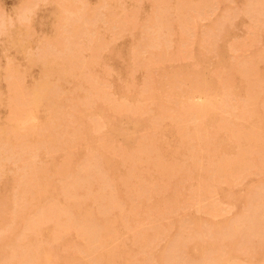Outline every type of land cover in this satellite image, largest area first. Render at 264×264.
<instances>
[{"label":"bare ground","instance_id":"1","mask_svg":"<svg viewBox=\"0 0 264 264\" xmlns=\"http://www.w3.org/2000/svg\"><path fill=\"white\" fill-rule=\"evenodd\" d=\"M27 1L29 2L30 0ZM99 1L100 6H98L103 7L101 9L104 10V7L108 5L105 6L106 0ZM147 1L150 2L149 6L151 5L150 12H148L152 15L150 17L149 13H147L149 15V18L146 16L148 21L143 17V20L146 21L144 22L145 25H142L143 20L141 23L140 20L137 22L138 16H135L139 15V11L137 14L135 13L134 17V14L129 16L133 10L136 11V8L131 9L132 12L127 10L129 15L126 14V18L129 16L131 20L135 19L137 22L135 24L138 25L140 23L144 27L147 26L141 28L142 26L140 25L139 27L141 28L140 31L142 30L141 34L147 38V43L144 46V52L145 54L147 53V57H142L143 53L140 56L141 53L137 52L138 49H135V44L133 47L130 46V49L134 48L136 51L130 50L131 53H128L127 57L137 61L135 64L133 61L134 66H132L135 69H131V71L136 70L135 72L137 73V69L140 67L143 70L145 69V74L151 73V69L154 70L155 67L163 66L165 61L169 62L171 60L170 62H172L176 56H178L176 61L179 56H184L185 58L188 57V59L189 57L190 59L194 58L193 61L195 63L192 61L194 65L191 63L192 66L190 65V67H177L176 70L169 69L173 71L163 70V72L161 71L162 73L160 72L161 74H158L159 76H156V78L161 77L159 80L153 78L157 71H153L151 77L146 74V79H141L143 82L142 89L137 90L139 91L137 93L138 96L142 97L141 101L134 99L130 93L124 95L128 100L126 104L119 99L112 98L107 91L109 89L107 86L110 83L109 81L107 83L106 79L98 80L95 76L94 78L96 79H94L93 75L87 76L88 71H90L87 69L88 63L90 64V62L100 58L99 56L105 50L99 54L97 40L87 31L88 28L89 30L92 28L95 30L97 26L94 27L93 23L96 25L97 19L94 17L98 16H94L93 12L89 10L88 4L83 5L85 8L80 7L81 9L83 8V11L79 8L82 3H79L76 10H72L70 7L71 9H66L67 14L65 16L57 19L60 26H57L58 29L55 28L56 32H65L61 38L59 37L60 40L58 36H53L57 37L56 44L59 45V48L61 47V51L57 50L55 52L53 50L54 45L51 44L53 39L49 35L47 37L49 36L48 38L51 40H48V38L46 40L50 41V43L48 42L47 46L37 48L39 58L35 60V64L41 68V75L49 76L48 79H37V81L25 85L23 80L25 71L23 70V73L19 71L15 63L12 66L13 63H10L12 56L10 59L6 57L7 55L4 56V59L8 58L10 60L7 59L9 63L5 68L3 67L4 69L2 68V71H4L2 80H4L6 85L5 103L8 106L7 109L10 110V115L8 113V118H2L7 120L0 126V188L3 186V176L5 171H7L5 170L6 162L11 161L12 164L17 166V169L13 170V174L8 172L10 176H6V180L11 181L13 190L11 191L10 189L11 194L8 198H4L5 195L0 203V228L2 226L7 228V233L0 237V264H230V262H235L237 258L239 259L246 251L251 254L259 253V256H264V179L258 181L254 188H248L246 194L242 195V197L234 199L235 203L240 201L243 203L242 206H244V211L241 210L243 211L241 215L239 211L240 213L238 212L239 216L237 217L227 218L224 221L222 220V222L210 221L197 216H191L187 220L172 218V214L176 211L175 207L177 204L179 206V199L182 203V200L186 199L187 196L207 197L212 193L216 196L222 195L227 199L232 193L229 188L222 187L221 184L223 183L226 186L227 183L235 181L234 179L230 181V179H232V175L236 170L245 173L244 176H248L249 173L251 176H259L257 173L259 167L264 171V131H262L264 108H261V99L259 103L261 110L255 108L257 107L255 105L256 100L259 95L264 93L262 84L264 81H262V77H256L254 68L255 63L264 61V51L258 50L257 45H255L256 43L259 45L260 40L259 42L255 41L254 45L252 44L254 43L252 41L256 40L255 38L258 37L259 33L264 38V29H261L262 31L259 30L261 25L264 28V0L249 1V10H246L249 14L245 13L248 15V18L246 17L247 20L253 18L254 22L250 20L251 24H257L258 22V28H255L256 25L252 26V28L258 29L257 31L253 30V32H256L257 37L255 33L252 36V31L248 30L251 29L249 27L250 24L246 26L244 23V26L242 23L248 32L251 31L248 35L251 34L253 38L251 43H249L250 41L248 40H250L251 36L249 38L247 35L248 39L246 40L251 45H249L251 48L247 46L248 50L251 51L252 46L256 50V56L254 54L255 51L254 53L251 51L254 57L250 53L247 59H251V56L254 59L257 57L259 62L257 60L255 62L254 59H251L252 61L245 59L247 61L244 60L241 63H238L233 56L236 62L231 57L229 60L232 61L229 62L224 55L223 42L226 37V32H224L226 29L221 30V32L219 28L221 26L225 27L226 19L223 22V19H221V23L225 22L224 25H221L218 20L219 23H216L219 25H215V19L209 28L210 30H206L208 32H205L206 28L204 25H202L204 31L201 30L200 34H194V30L191 32V29H189L194 27L191 19L193 18L192 16H195V11H202V14L197 12L196 17H198V14L199 16L202 15L200 17L206 21V18H204L206 10L215 5V8H211V10H215H210L211 13H207L208 15L210 14L208 20L211 18L213 11L217 10L215 0L213 2L214 5H212L213 0H199L198 2L195 0V4L192 3V0ZM69 2L70 5H77V3L74 4L75 0L74 2L73 0ZM71 2L73 3L71 4ZM136 2L134 3H139L140 5V2ZM232 2L233 0L231 2L229 0L227 3L231 4ZM220 3L222 4V2ZM22 4L18 3V5ZM139 5L137 6L139 7ZM245 5H248V1H246ZM62 6L65 5L62 4ZM87 6L88 10H86ZM110 6L109 8H112ZM23 8L25 11L22 10L23 12L18 16L19 20L17 22L23 24L21 29L26 31V34L31 37L32 35L27 33L31 29L28 26L30 22L26 23L30 17L27 13L28 7L26 5ZM31 8L35 9V7ZM117 8L123 12L126 10L122 9L125 8L124 5L121 8L118 5ZM140 8L139 10H142ZM228 8L227 5L228 14L232 10L233 13L237 11H235L237 9L236 6L232 10ZM35 10L31 9L30 11L33 14ZM192 11L193 15H191ZM240 12L244 13L242 10ZM229 16L226 17L227 21L230 19L234 20V17L238 18L234 14H232V18H229ZM218 18H222V16ZM8 20L11 23L12 19L9 18ZM79 20L85 21L84 24L80 21L83 24L82 28L80 27L81 24L77 22ZM195 20L197 21V18ZM9 21L7 22L8 25H10ZM116 21H114L115 24L121 20ZM134 22L133 26L127 22L129 24L127 26H132L129 29L133 31L137 27ZM2 23L0 24V33L5 32L6 28ZM120 23L117 24L118 27ZM228 24L229 22L226 25L229 26ZM127 26L125 25L126 28H128ZM231 26L234 25L230 23V26L226 28ZM27 27H29L28 30ZM118 27L116 28L117 30H119ZM174 30L180 33L175 43L172 40V36L175 33L173 32ZM119 31L122 32L124 30L121 29ZM115 32L117 33L118 31ZM118 33L114 34V36L119 37L118 40L122 36L124 37L123 33L120 34L122 36H117ZM141 34L139 32L138 37ZM27 35H25L26 39L28 38ZM131 36L130 39L132 40L133 37L131 38ZM116 37L113 38L117 41ZM242 37L247 38L246 36ZM237 40V38H234L235 42ZM42 41L43 43L45 42L44 36ZM65 41L69 42L67 47L64 46ZM22 42L25 41L22 40ZM172 43H174L173 45L176 44L173 50ZM236 43L239 47L238 44H244V41L243 43ZM248 43H245V45H248ZM50 44L53 46H49ZM188 44L189 46H196V49L193 51ZM230 45L231 42L228 46ZM13 46L16 47V44H12V48ZM230 47H233L232 50L235 49L234 46ZM110 50L111 48L108 53L111 52ZM238 50L241 51L240 48ZM84 52H89L87 55H90V60H88L89 56H82ZM117 52L115 55H117ZM104 53H107V51ZM257 54H259V57ZM210 56L213 58H210ZM208 57L214 60L211 63L213 66L212 71H208L206 67L202 66L203 61L207 60ZM85 58L88 59L86 60ZM118 59L120 60L121 57ZM181 60L183 61V59ZM173 62L175 63V61ZM95 63L97 62L95 61ZM208 63H210L209 60ZM170 64L168 65L169 68ZM91 68L94 69L93 67ZM109 70H111V67ZM113 71L111 70V72ZM127 72L129 73L128 69ZM129 75L134 76L132 72ZM54 77L58 78L57 82H53L52 78ZM68 79H73L75 83L71 86L72 88L70 87V89L65 91L63 82H67ZM133 79L130 81L133 82ZM236 79H238V83L240 81V83L244 84V105L239 106L240 110L235 113V118L232 117L234 118L232 122L227 121V117L226 119L224 118L225 120L220 118L221 120L216 125V128H212L213 125L211 126L214 131L209 132L204 122L212 113L218 110L230 113L227 109L229 105L230 107L233 105V103H230L232 99L228 98L226 100L227 97L224 96L226 97L224 100L223 94L227 92L226 90L231 89L230 83L235 82ZM186 81L191 83V90H184V93L187 92V96H192L191 98L194 102L191 98V101L187 100V97V104L181 112L176 114H171L169 111L164 112V109L159 111L160 107L157 106L159 108L155 110L159 111L160 114L158 112V117L157 115L152 116L151 111L153 110L148 107H152L155 103L150 106L145 104L146 101L148 103L157 101L158 90L165 95L173 94L174 98L175 90H179L177 88L180 85L182 89L181 83ZM68 83L66 85H70L72 82ZM126 83L129 84L130 82ZM216 83H221L225 86L229 84V87L227 86L224 92V85L223 88L222 86L218 87L222 89L220 91L222 92V100H220L221 97L219 99L220 104L216 102L215 97L218 90ZM131 84L128 86L132 91L133 86L136 84L134 82L133 85ZM253 84L257 86H253ZM180 92L183 93V91ZM230 92L228 90V93ZM194 96H197V100L194 99ZM198 96L205 98L204 101L202 100L203 98L199 99ZM228 96L230 97V94ZM261 96L264 97V94ZM165 98L167 99L168 97L166 96ZM166 103L169 104L171 102L167 101ZM6 105L4 106L7 107ZM233 106L236 105L234 104ZM231 114L233 115V113ZM5 116L7 117V115ZM155 116L156 118H154ZM30 118L33 121H30ZM122 118L127 121L125 126L119 123ZM193 118L198 120L194 125L181 122V120ZM165 122H168L167 125L177 139L176 147L175 145L173 147L176 149L172 150L171 153L175 157L171 156L172 159L174 158L175 160H169V162L160 153L162 149L160 150L156 141L158 140L160 144V139L155 137V133L162 130L161 126ZM140 124H146V131L148 130V132H145L146 135L137 134ZM147 124H150V126ZM102 127L106 129V133L99 132ZM208 127L210 128V126ZM221 132L224 134H221ZM161 136L163 138L164 135L161 134ZM130 139L133 140L131 143L129 142ZM166 143L168 144V142ZM167 144L166 146H169ZM163 145L165 146V143ZM87 148H91L95 153L88 152ZM44 152H47L49 156L59 152L61 159L59 158L60 161L56 162L53 157L49 163L43 164L45 162L41 163L40 160L45 157L48 158L47 155L43 154ZM41 154L45 157L39 158ZM37 157L40 160L36 161ZM113 158L120 159L121 163L118 166L112 164ZM75 159L80 161L81 165H78L74 161ZM6 166L8 167V164ZM253 171H255L254 174ZM246 172L248 173L246 174ZM158 175L162 176L161 180L164 175L165 180L163 179V182L160 181L156 187L154 182ZM192 179H196V182L193 184L189 183L190 185L183 187L185 180L191 182ZM182 187L185 189L186 194H183ZM157 195H161V208L156 211V207L159 205L155 203L158 206L155 204V206H149L148 202L152 201L153 197ZM231 197L233 199V196ZM217 202L219 203L220 200L212 201L207 206L201 207L204 211L197 209L194 212L202 211L206 214V211V216L209 213L210 217L219 218L218 216L224 211L221 210L223 208L219 207L221 203L219 205ZM229 207L227 208L229 211L226 213L224 209L225 212L223 214H229L230 209L234 208L233 204L232 208ZM145 211H149L146 216L143 213ZM150 213L152 214L150 215ZM141 216L147 220V225L150 224L149 227L142 226L143 219ZM168 219L170 220L169 222L165 221ZM162 221L167 223H162ZM171 228L174 231L169 235L168 239L162 245H156L155 242L159 238L157 235L161 234L162 230H169L170 233ZM166 251H169V254L165 253ZM83 254L86 255V259L83 258Z\"/></svg>","mask_w":264,"mask_h":264},{"label":"rangeland","instance_id":"2","mask_svg":"<svg viewBox=\"0 0 264 264\" xmlns=\"http://www.w3.org/2000/svg\"><path fill=\"white\" fill-rule=\"evenodd\" d=\"M21 1H23V2H21ZM69 1H72V0H33V3H32V0H30L29 2L27 1L26 2V0H0V21H1V23L2 24H4L5 26H6V28H5V32H2V33H0V94L2 95V97H1V95H0V126H2L5 122H6V120H3L2 118H8V116L10 115V110L9 109H7L8 108V106L6 105V103H5V97H6V85H5V82H4V80H2L3 79V74H4V71H2V68L4 67L5 68V66H7V64L9 63V59L11 58V56H12V59L14 60H12L11 59V61H10V63H13L12 64V66H14L15 64H16V68L19 70V71H22V73L24 72L25 73V75H23V77H24V84L25 85H28V84H30L31 82H34V81H37V79H48L49 78V76H46V75H44V74H42L41 75V73H42V71H41V68L38 66V65H36L35 64V60L36 59H38L39 58V56H38V49L37 48H39V47H42V46H47V44H48V42L50 43V41H48V40H51V39H53L52 40V42H54V43H52L51 42V44H53L54 45V48H53V50L56 52L57 50L58 51H61L62 49H61V47L59 48L58 46L59 45H57L56 44V41L59 39V37L61 38L64 34H65V32H56V29H58L57 28V26H60L59 25V21H57V19H59V18H62L63 16H65L66 14H67V12H66V9H71L72 8V10L73 9H75L76 10V8L78 9V6H79V3H82L80 6H79V8L80 7H84L85 8V6H83L84 4L85 5H87L88 4V6H89V10L91 11V12H93V14H94V16L95 15H98V16H95L94 18H96L97 20V22H96V25H95V23H93L94 25V27L95 26H97V27H99V28H95V30H94V28H92V29H90L89 30V28H88V30L87 31H89V33L91 34V36L93 37V38H95L96 40H97V42H98V45H99V54L101 53V51H103L104 49V52H106L107 51V53L109 52L108 50L111 48V52L110 53H104V52H102L101 53V55L99 56L100 58H97V59H95L94 61H92V62H94V63H92V62H90V64L88 63V66L90 65L91 67H93L94 69H92L90 66H89V68H88V66H87V69H89L90 71H88L89 73H88V75H87V71L85 72L86 73V75L87 76H89V75H93V78H94V76L98 79V80H100V79H106L107 80V83H111V86H110V83H109V85L107 84V86L109 87V89H107V91L110 93V95L112 96V98H115V99H119L120 101H122L123 103H128V100L124 97V95L126 94V93H130L132 96H133V98L135 99H138V101H141V99H142V97L141 96H138V92L139 91H137V90H141L142 88V81H141V79L142 80H145L146 79V74H148V76L150 75V77H151V73L153 72V71H157V73L155 72V74L156 75H153V78L155 79L156 78V76L158 75V74H161L162 72H163V70H166V71H173V70H169V69H174V70H176L177 69V67H190V65H191V63H192V61L194 60V58H192V59H190V57H189V59H188V57H184V56H179V61L177 60L176 61V58H178V56H176L175 57V60H173V61H175V63L172 61V62H170L171 60H169V62L167 63L166 61L164 62V64H163V66L162 65H160V66H162V68H160L159 69V67L160 66H158V67H155V69L153 70V69H151V73H146L145 74V72H144V70L143 69H141L140 67H138V69H137V73L135 72V71H131V69H135V67L133 68V61H134V64H135V62H137L136 60H133V59H129L127 56H128V53H131V51H132V49L133 50H135L136 48L138 49L137 50V52H139V54H140V56H142V53L144 54L142 57H147L146 55H147V53L145 54V50H144V46H145V44L147 43V38L145 37V36H143L141 33V31H140V29L141 28H143L144 26H142L143 24L145 25V23L144 22H146L145 20H147V18H146V16L148 17L149 15H150V6H149V4H150V2L149 1H147V0H142V1H137V0H135V1H133V0H123L124 2H125V4H124V2L123 1H118V0H111V1H109V0H106L105 2H106V4H105V6L106 7H104V10L103 9H101V8H103V7H99L100 6V1L98 0H85V1H78V0H75V2H74V0H73V2H74V4L75 3H77V5L75 4V5H70V2ZM99 2V4H97V2ZM102 1V0H101ZM109 3H108V2ZM140 2V5H139V3L138 4H135L134 2ZM193 2L192 3H196V2H198L199 0H196V2H195V0H192ZM224 1H226V0H215V3H216V11H213L212 13L214 14H212V16H210L211 18H209V20H208V16L210 15H208L207 13L208 12H210V10H211V8H215L214 6V0L212 1V5H214L213 7H210V9L209 10H206V14L204 15V12H203V15H204V18H206V21H205V19L203 20V18L202 17H200V16H202V15H200L199 16V14H198V17H196L197 16V12L198 11H195L194 13V15L195 16H192L193 18L195 17V18H197V21L199 22H197L196 20H195V18L193 19H191V21H192V24H194V25H192V26H194V27H191V28H189V29H191L190 31L192 32L193 30V32H194V34H200L201 33V30H203L204 31V28H203V26L202 25H204V27L206 28L205 29V32H208L210 29V26L214 23V21H215V19H216V21H215V25H219V24H217L216 22H220L221 23V19H223L222 20V22L224 21V19H226V23H225V25H224V23H221V25L223 24L225 27L223 28L221 25V27H222V29H220L221 27L220 26H218V27H220L219 28V30L221 31H223V30H225L224 32H226L225 34H226V37H225V40H224V48H225V52H224V55L226 56V58L229 60L230 59V57L231 58H235V59H237V62L238 63H241V62H243L245 59H247L249 56H250V53L252 54V52L254 53V51H255V56H256V50H254V46H252L253 48H252V52L250 51V50H248V48L251 46L249 43H251V41L253 40V38H252V36L254 35L253 33H255V36H256V32L254 31L253 32V30H256L255 28H258V22H257V24H254V23H250L251 21L250 20H252V22H254L253 21V18L252 19H250V20H247V14H249V12H247L248 10H249V1H251V0H233V2L231 3V4H229V3H227L229 0H227L226 2H224ZM246 1H248V7L245 5V3H246ZM32 3V5H31V3ZM73 2H71V4L73 3ZM105 2H103V3H105ZM116 2V3H115ZM120 2V3H119ZM136 2V3H137ZM217 2H219V3H217ZM220 2H222V4L220 3ZM230 2H231V0H230ZM252 2V1H251ZM18 3L20 4H25V5H18ZM28 3H29V5H30V8H29V5H28ZM35 3H37V4H35ZM52 3V4H51ZM57 3V4H56ZM102 3V2H101ZM113 3H114V5H113ZM119 3V4H118ZM51 4V5H50ZM59 4V5H58ZM62 4L63 5H65V6H62ZM112 4V5H111ZM120 6V8L121 7H123V5L125 6V8H122L123 10L124 9H126V10H124L125 12H123L121 9L119 10V8H117L118 7V5ZM122 4V5H121ZM141 4H142V6H141ZM218 4H219V6H218ZM240 4H242V5H240ZM17 5V6H16ZM27 5V7H28V14L30 15V17H29V20L26 22L27 24H28V22H30L29 24H28V26L32 29H29V27H27V30L29 29L30 30V32H27L29 35H32L31 37L30 36H28L27 34H26V31H24L23 29H21V28H23V24L22 23H18L17 22V20H19V18H18V16L23 12V11H25V10H23L24 8L23 7H25ZM36 5V6H35ZM58 5V6H57ZM99 5V6H98ZM111 5V6H110ZM134 5H135V7H134ZM137 5H139V7L137 6ZM211 5V6H212ZM226 5V6H225ZM227 5H228V9H235L234 7L236 6V8L237 9H235V13H236V15L238 16V18H233L234 20H232V19H230V20H228L227 21V18L226 17H228L229 15V18H232L233 16H232V14H234V16H236L235 15V13H233L231 10V12H232V14H230L231 12H229V14H228V12H227ZM62 6V7H61ZM88 6H87V9L86 10H88ZM109 6L110 7H112V8H109ZM115 6H116V8H115ZM16 7V8H15ZM19 7V8H18ZM31 7H35V9H37V10H35L34 8H31ZM58 7V8H57ZM59 7H60V9H59ZM71 7V8H70ZM91 7H92V9H91ZM99 7V8H98ZM142 8V10H139V8ZM149 7V8H148ZM225 7V8H224ZM244 7V8H243ZM134 8H136V11L135 10H133ZM138 8V9H137ZM140 8V9H141ZM242 8V9H241ZM246 8H248V9H246ZM31 9H33V10H35L34 12H33V14H35L34 16H33V14H32V11H30ZM81 9V8H80ZM79 9V10H80ZM96 9H97V11H96ZM108 9H109V12L107 13V11H108ZM133 10V12H132V10ZM152 9V8H151ZM23 10V11H22ZM82 11H83V8L81 9ZM112 11V13H111V11ZM127 10L129 11V12H132V13H130L131 15H129L128 13H127ZM131 10V11H130ZM212 10H215V9H212ZM211 10V11H212ZM222 10H223V12H222ZM239 10V11H238ZM243 11L244 13H242V12H240V11ZM247 10V11H246ZM30 11V12H29ZM63 11V12H62ZM105 11V12H104ZM123 13H122V12ZM139 11V12H138ZM149 11V12H148ZM57 12H58V14H57ZM86 12V11H85ZM97 12V13H96ZM100 12V13H99ZM120 12V13H119ZM137 12L139 13V15L137 14ZM146 14H145V13ZM55 15H54V14ZM62 13V14H61ZM96 13V14H95ZM125 13V15H124V17H123V14ZM135 13L137 14L136 16H135ZM144 13V14H143ZM147 13H149V15L147 14ZM193 13V11L191 12V15H193L192 14ZM198 13H200V14H202V11L201 12H198ZM211 13V12H210ZM227 15H225V14ZM245 13H247V14H245ZM14 14V15H13ZM100 14V15H99ZM112 14V15H111ZM114 14V15H113ZM126 14H128L129 16H132V14H134L133 15V17L135 16V17H137L138 16V18H137V22H138V20H140V23L142 22V20H143V17H144V19L145 20H143V22H142V25L140 24V23H138V25L137 24H135V23H137L136 21H135V19L133 18L132 20H131V17H129L128 15V17L127 18H129V19H127L126 18ZM141 14V15H140ZM238 14H240V15H238ZM241 14H245L244 16L243 15H241ZM255 15H256V13H254ZM13 15V16H12ZM57 15V16H56ZM117 15H119V16H117ZM121 15V16H120ZM152 15V14H151ZM151 15H150V17H151ZM222 16V18H218V17H221ZM225 16V18H223L224 16ZM250 16V15H249ZM259 16V15H258ZM119 17V18H118ZM121 17H123V19H121ZM247 17V18H246ZM252 17V16H251ZM250 17V18H251ZM260 17H262V16H260ZM12 19V21H11V23L13 24L12 26H11V23H10V21L8 20V19ZM15 18H17V19H15ZM31 18V19H30ZM116 18V19H115ZM118 18V19H117ZM125 18V19H124ZM141 18V19H140ZM149 18V17H148ZM201 18H202V20H201ZM9 21V23H10V25H8V21ZM121 20V21H119L118 22V20ZM201 20V22H200V20ZM4 20V21H3ZM6 20V21H5ZM57 21V23H56V21ZM115 20H117L116 22H118V23H116L115 24ZM127 20V21H126ZM129 20V21H128ZM131 20V21H130ZM218 20V21H217ZM80 21L81 20H79V21H77L78 22V24L80 23ZM100 21V22H99ZM124 22V21H126V22H124V23H120V22ZM135 21V22H134ZM148 21V20H147ZM232 21H234V22H232ZM249 21V22H248ZM55 22V23H54ZM103 22V23H102ZM130 23L132 26H133V22H134V24L135 25H137V27H136V30L134 29V31L132 30H130L129 28L130 27H132V26H127V25H129L128 23ZM218 22V23H219ZM229 22V26H230V23L232 24V25H234V26H231L230 28H232V29H230V28H226V27H229V26H227L226 24ZM0 23V24H1ZM18 23V24H17ZM39 23L41 24L40 26H39ZM81 23H85V21H81ZM80 23V24H81ZM120 23V25H121V28H120V25H119V27L117 26V24H119ZM149 23V22H148ZM242 23H243V25H244V23H245V25L247 26H249V24H250V26L249 27H251V29H248V30H251L252 31V36H251V34L250 35H248L249 34V32H251V31H247V28L245 29L244 28V26L242 25ZM248 23V24H247ZM7 24V25H6ZM20 24V25H19ZM22 24V25H21ZM53 24V25H52ZM58 24V25H57ZM83 24H81V28H82V25ZM55 25V26H54ZM90 25V24H89ZM89 25H88V27H89ZM122 25H124V26H122ZM125 25L128 27V28H126L125 27ZM140 25L142 26L141 28H139L140 27ZM214 25V26H215ZM257 27H256V26ZM7 26H11V27H7ZM85 26V25H84ZM91 26V25H90ZM149 26H150V23H149ZM208 28H207V27ZM252 26H255V28H252ZM17 27V28H16ZM92 27V26H91ZM90 27V28H91ZM119 28V30H124V31H122V32H120L119 30H117L116 28ZM123 27V28H122ZM135 27V26H134ZM145 27H147V26H145ZM144 27V28H145ZM189 27V26H188ZM202 27V29H200V28ZM218 27H217V30H218ZM241 27H243V28H241ZM262 27V25L260 26V29L259 30H261V29H264L263 27ZM2 28H3V26H2ZM33 28H34V31H33ZM56 28V29H55ZM197 30H196V29ZM234 28V29H233ZM59 29H60V27H59ZM208 29V31H206ZM8 30V31H7ZM94 30V31H93ZM139 30V31H138ZM144 30V29H143ZM187 30H188V28H187ZM216 30V31H217ZM258 30V29H257ZM256 30V31H257ZM3 31H4V29H3ZM33 31V32H32ZM58 31V30H57ZM90 31H92V32H90ZM115 31H118L117 33H118V35L117 36H122V35H124V37L122 36L119 40H118V38L119 37H116V35L114 36V34H117ZM130 31V32H129ZM190 31H188V32H190ZM221 31V32H222ZM245 31H247V32H245ZM262 31V30H261ZM6 32H7V34H6ZM37 32H39V34H37ZM129 32V33H128ZM140 32V34H141V36L140 37H138V33ZM173 32H175L174 33V36H172V40L174 41V43H175V41H177L178 39H177V37H179L178 36V34H180L179 32H177V30H174ZM36 33V34H35ZM55 33V34H54ZM121 33H123L122 35H120ZM130 33H132V34H130ZM246 33V34H245ZM9 34V36L7 37V35ZM11 34V35H10ZM23 34V35H22ZM42 34V35H41ZM129 34H130V36H131V38H132V40L130 39V36H129ZM18 35V36H17ZM20 35V36H19ZM25 35H27L28 36V38L26 39V36ZM47 35H49L50 36V38L51 39H49L48 37H47ZM58 36V39H56L57 37H53V36ZM247 35H248V37L249 36H251V38H250V40H248V41H250L249 43H248V41L246 40V39H248V37H247ZM22 36V37H21ZM40 38L39 39V41H38V38ZM43 36H44V38H45V42L43 43V41H44V39H43V41H42V38H43ZM143 36V37H142ZM238 36H246L247 38H243L242 37V39H241V37H239L238 38ZM11 37V38H10ZM113 37H116L117 38V41H116V39L115 38H113ZM137 37H138V39H137ZM194 38H195V36H193ZM192 37V38H193ZM228 37V38H227ZM257 37V36H256ZM259 37V38H258ZM258 37L257 38H255L256 40H253L252 42H254V43H252L253 45L255 44V41H258L259 42V40H260V42H259V45H258V43H256L255 45H257L256 47H257V49L258 50H262V51H264V38H262L261 37V35H260V33H259V35H258ZM29 38H31V39H29ZM35 38V39H34ZM46 38H48V40H46ZM234 38H237L238 40L236 41V42H239V43H243V41H244V44H238L239 45V47L237 46V43L234 41ZM37 39V40H36ZM114 39V40H113ZM243 39H245V40H243ZM19 40H20V42H19ZM22 40H24L25 42H22L21 43V41ZM36 40V41H35ZM60 40V39H59ZM232 40V41H231ZM6 41V42H5ZM28 41V42H27ZM35 41V42H34ZM38 41V42H37ZM46 41H47V43H46ZM115 41V42H114ZM229 42V43H228ZM230 42H231V45L230 46H234V48L236 49L237 47L238 48H240L241 49V51H239L238 50V48L236 49V51H234L235 49H233L232 50V48L233 47H230V46H228V44H230ZM233 42V43H232ZM8 43V44H7ZM100 43V44H99ZM174 43H172V50L174 49V47H175V45H173ZM222 43V44H223ZM234 43H236V45H234ZM245 43H248V45H245ZM3 46H2V45ZM12 44L14 45V44H16V47L15 46H13V48H12ZM20 46H18V45ZM49 45V46H53V45ZM69 44V42H64V46H66L67 47V45ZM103 44H105L104 46H108V47H104V46H102ZM135 44V49L134 48H132V49H130L131 47L130 46H132L133 47V45ZM227 44V45H226ZM242 45V46H241ZM246 47H244V46ZM250 45V46H249ZM262 45V46H261ZM57 46V47H56ZM102 46V47H101ZM188 46H189V44H188ZM187 46V47H188ZM237 46V47H236ZM247 46H248V48H247ZM4 47V48H3ZM101 47V48H100ZM104 47V48H103ZM110 47V48H109ZM191 47H192V50L194 51L195 49H196V46H189V48L191 49ZM229 47V48H228ZM262 49H261V48ZM11 48V49H10ZM17 48V49H16ZM21 48V49H20ZM36 48V49H35ZM49 48V47H48ZM103 48V49H102ZM176 48H177V46H176ZM227 48V49H226ZM231 48V49H230ZM251 48V47H250ZM15 49V50H14ZM107 49V50H106ZM245 49H247V50H245ZM6 50V51H5ZM131 50V51H130ZM191 50V51H192ZM230 50H232V51H230ZM5 51V52H4ZM15 51V52H14ZM20 51V52H19ZM118 51V52H117ZM136 51V50H135ZM232 52V53H230V52ZM245 51V52H244ZM259 51V52H260ZM117 52V55H115V53ZM229 52V53H228ZM19 53V54H18ZM87 54H89V52H84V54H82V56L84 57H88V58H85L86 60L88 59V60H90V55H87ZM234 54V55H233ZM2 55V56H1ZM5 55H7L6 57H9V59L8 58H5L4 59V56ZM115 55V56H114ZM231 55V56H230ZM259 54H257V56H258ZM116 56H119V57H116ZM233 56V57H232ZM252 56H253V54H252ZM251 56V59H254L253 57ZM121 57V59L119 60L118 58H120ZM185 59H184V58ZM259 57V56H258ZM183 59V61L181 60V59ZM210 58H213V57H211L210 56ZM209 57H208V59L207 60H204L203 61V63H205V64H203L202 63V66H204V67H206L207 69H208V71L210 70V71H212L213 69V66H212V61H214L213 59H210ZM234 58L232 59V60H234ZM9 61H8V60ZM98 59H100V60H98ZM251 59H247V60H251ZM7 60V62H5ZM208 60H209V62L210 63H208ZM232 60H229V62H231ZM247 60H245V61H247ZM255 60H257V57H255V59H254V61ZM95 61L97 62V63H95ZM99 61V62H98ZM182 61V62H181ZM235 61V60H234ZM233 61V62H234ZM252 61V60H251ZM253 61V63H255V62H259V59L257 60V61H255L254 62ZM194 62V61H193ZM236 62V61H235ZM262 63H255L254 64V68H255V71H256V77L257 78H259V77H262V81H264L263 79H264V77H263V75H264V61H261ZM6 63V64H5ZM15 63V64H14ZM17 63H19L18 65H17ZM169 63H171L170 64V68H169ZM195 63V62H194ZM194 63H192V65H194ZM95 66H94V65ZM20 65V66H19ZM133 65V66H132ZM191 65V66H192ZM19 66V67H18ZM22 66H24V67H22ZM111 67V70H114L113 72H111V70H109L110 69V67ZM127 66V67H126ZM136 66H138V65H136ZM222 66V65H221ZM221 66H220V68H221ZM3 68V69H4ZM28 68H30V69H28ZM128 69V71H129V73L131 74V72L133 73V77H132V75H129V73L127 72V69ZM143 68V67H142ZM158 68V69H157ZM222 68H223V66H222ZM91 69H92V71H91ZM212 69V70H211ZM24 70V71H23ZM86 70V69H85ZM109 71V73H108V71ZM139 70H140V72H139ZM162 71V72H161ZM94 72V73H93ZM115 72V73H114ZM116 72H117V74H116ZM119 72V73H118ZM161 72V73H160ZM21 73V74H22ZM92 73V74H91ZM106 73V74H105ZM109 75H108V74ZM31 74V75H30ZM96 74H97V76H96ZM101 74V75H100ZM111 74V75H110ZM128 74V75H127ZM103 75V76H102ZM105 75H107V76H105ZM90 76V77H91ZM132 77V78H134L133 80V82H134V84H136V85H134L133 86V88H132V91H131V88H129V84H131V85H133V82H131L132 81V78H130V77ZM155 76V77H154ZM159 76V75H158ZM2 77V78H1ZM33 79H32V78ZM96 78H94V79H96ZM118 78V79H117ZM145 78V79H144ZM161 77H158V78H156L155 80H159ZM126 79V80H125ZM261 79V78H260ZM52 80H53V82H57L58 81V78H56V77H54V78H52ZM119 80H121V81H119ZM129 80V81H128ZM131 80V81H130ZM109 81V82H108ZM65 82V83H64ZM63 82V88H64V90L66 91V89L68 90V89H70V87L71 86H73L74 85V83H75V81L73 80V79H68V81L66 82V81H64ZM70 83V82H72L70 85H66V83ZM106 82V81H105ZM126 82H130L129 84H127ZM234 82V81H233ZM230 83V87H231V89H228L229 90V92H230V90H231V92L230 93H228V90H226V87L228 86L229 87V84L227 85V86H225L224 84H221V83H216V87H217V89L219 90H217V92H216V102L217 103H219L220 102V100H222V92H220L222 89H221V87L220 88H218L219 86H222V88L225 86V89H223V92H224V90H226L227 92V94L229 95L230 94V97L226 94H223V99L225 100V98H226V100L229 98V99H232V101L230 100V103L232 104L233 103V105L235 104L236 106H231L232 107V109H231V107H230V105H229V108L227 109V110H229L230 111V113L229 112H226V111H221V110H218V111H216V112H214V113H212L206 120H205V122H204V124H205V126H206V129L207 130H209V132H213L214 131V129H212V128H216V125L218 124V122L222 119V120H225L226 119V117H227V121H229V122H232L233 120H234V116H235V113H238L239 112V110H240V107L239 106H241V105H244V84L243 83H240V81H239V83H238V79H236L235 80V82L234 83ZM68 83V84H69ZM120 83H122V84H120ZM184 82H182L181 84H182V89L180 88L181 87V85L179 86V88H177V89H179V90H175V94H174V98H173V94L171 95V94H167V91H166V94L167 95H165L164 93H162L160 90H158V93H159V96H158V98H160V99H158L157 98V101H150L149 103H148V101H146V103L145 104H147V105H150V106H152V104L153 103H155V104H153V106L152 107H148L149 109H151V110H153V111H151V114H152V116L153 115H157V117L159 116V114H160V112L159 111H161V110H163L164 109V112H170L171 114L172 113H174V114H176L177 112H181L182 110H183V108H184V106L187 104V102L188 101H186V98L188 97V99L187 100H189V101H191V97L192 96H187V92L186 93H184V90H187L188 91V89H190V87H191V83L190 82H188V81H186L184 84H183ZM260 83H262V82H260ZM127 85V87H126V85ZM221 84V85H220ZM243 84V85H242ZM263 84V86H264V83H262ZM130 85V86H131ZM140 85V86H139ZM224 85V86H223ZM256 85V84H255ZM254 84H253V86H255ZM257 85H259L258 83H257ZM256 85V86H257ZM241 86V87H240ZM111 87V88H110ZM126 87V88H125ZM132 87V86H131ZM137 87H140V88H137ZM72 88V87H71ZM126 89V90H125ZM125 90V91H124ZM128 90H130V91H128ZM191 90V89H190ZM190 90H189V92H190ZM128 91V92H127ZM180 91H183V93L182 92H180ZM178 92V93H177ZM189 92H188V94H189ZM264 92V91H263ZM136 93V94H135ZM168 93H169V91H168ZM262 93V92H261ZM115 94V95H114ZM242 94V95H241ZM264 93H262L261 95H263ZM261 95H259V98L256 100V106L257 107H255V108H257V109H259V110H261L260 108H259V103H260V99H261V108L263 107L264 108V97L263 96H261ZM139 98H138V97ZM168 97L167 99L165 98V97ZM224 96H226V97H224ZM141 97V98H140ZM195 98L194 99H196L197 98V96H194ZM199 97V96H198ZM220 97H221V99H220ZM263 97V98H262ZM191 98V99H190ZM201 98H203V97H199V99H201ZM204 99L205 98H203L202 100L204 101ZM218 99V100H217ZM220 99V100H219ZM4 100V101H3ZM161 100V102H159ZM197 100V99H196ZM202 100H200V101H202ZM163 101H165V102H163ZM171 102V103H166V102ZM192 101H193V99H192ZM194 102V101H193ZM196 102V101H195ZM157 103H159V104H157ZM229 103V102H228ZM229 103V104H230ZM162 104V105H161ZM164 104V105H163ZM220 104V103H219ZM4 105H6L7 107H5ZM157 106H159L158 108H159V111H157V110H155V109H158L157 108ZM163 106V107H162ZM169 106V107H168ZM156 107V108H155ZM164 107H166V108H164ZM168 108H169V110H168ZM242 108H244V107H242ZM241 108V109H242ZM66 109H68V108H66ZM161 109V110H160ZM7 110H9V111H7ZM155 110V111H154ZM221 111V112H220ZM158 112H159V114H158ZM8 113H9V115H8ZM231 113H233V115L231 114ZM104 114H105V112H104ZM228 114H229V116H228ZM5 115H7V117L5 116ZM223 117V118H222ZM230 117V118H229ZM232 117H234V118H232ZM154 118H156V116L154 117ZM219 118V120L217 121V119ZM221 118V119H220ZM225 118V119H224ZM230 119V120H229ZM30 121H33L32 120V118H30ZM212 121V122H211ZM217 121V122H216ZM181 122L182 123H184V124H188V125H194V124H196L197 122H198V120H196L195 118H193V119H186V120H181ZM122 126H125L126 125V123H127V121H126V119H121L120 120V122H119ZM167 123L168 122H165V123H163L164 125H162L161 126V131H158V133H159V135H157L158 133H155V137L157 138V139H160V144H159V141L158 140H156L157 142H158V146L160 147V150H161V152L160 153H162V156H164V158H165V160L166 161H168L169 162V160H175L174 158V156H172L171 155V153H172V150H175L173 147H174V145H175V147H176V136L175 135H173V132L171 131V129L169 128V126L167 125ZM214 123H216V124H214ZM147 125H149L150 126V124H147ZM213 125V126H212ZM146 124H140V126H138V131H137V134L138 135H146L145 134V132H148V130L146 131ZM208 126H210V128L208 127ZM211 126H212V128H211ZM1 128V127H0ZM164 130V131H163ZM213 130V131H212ZM262 131H264V125H263V128H262ZM99 132H101V133H106V129L104 128V127H102L100 130H99ZM168 132V133H167ZM223 132V131H222ZM221 132V134H224V133H222ZM141 133V134H140ZM136 134V135H137ZM161 134L162 135H164L165 137H166V139H165V137L163 136V138H162V136H161ZM137 135V136H138ZM223 136H226V135H223ZM161 140H163V141H161ZM166 140V142H168V144L166 143V142H164ZM133 140L132 139H130L129 140V142L131 143ZM171 143H170V142ZM164 144L165 143V146L162 144V143ZM166 144L167 145H169V146H166ZM164 148H163V147ZM168 147V148H167ZM171 147V148H170ZM87 151L88 152H92V153H95L91 148H87ZM59 152H57V153H55L54 155H48V153L47 152H44L43 154L46 156H48V158L47 157H45L43 154H41L40 156H39V158H42V157H45V158H47V159H39L38 157L36 158V161L37 160H40V162L41 163H43V161L45 162V163H43V164H46V163H49V161L51 160V158H53L54 157V159L56 160V162L58 161H60V155L58 154ZM173 153H174V151H173ZM49 154H51V153H49ZM166 154V155H165ZM174 157L173 159H172V157ZM49 157H50V159H49ZM171 157V158H170ZM181 157V156H180ZM60 158V159H59ZM163 158V159H164ZM182 158V157H181ZM180 159V158H179ZM33 161H34V159H32ZM75 162H77V164L78 165H81V162L80 161H76V159L74 160ZM8 164V167L6 166L7 164ZM5 164V170H7V171H5V175L3 176V180H2V184H3V186L0 188V203L3 201V199L4 198H8V196L11 194V192H10V189H11V191L13 190V184H11V181H8V180H6V176H10V174H13V170L16 168L17 169V166L16 165H14V164H12V162L11 161H7ZM112 164H114V165H116V166H118L120 163H121V161H120V159H114L113 158V161L111 162ZM10 164H12L11 166H10ZM189 164V163H188ZM14 165V166H13ZM7 167V168H6ZM9 167H10V170H9ZM257 170V169H256ZM263 170H264V168H263ZM262 169L259 167L258 168V170H257V173L259 174V176H251V175H249L248 174V176L246 175V176H244V174L245 173H243V172H241V171H238V170H236L234 173H233V175H232V179H230V181L231 180H235V181H231L230 183H227L226 184V186L225 185H223V183L221 184V186L222 187H226V188H229V190H230V192L232 193L231 194V196H233V199H232V197L230 196L229 198H224L222 195H215V194H209L207 197H197V196H185L186 197V199H185V201L183 202V200H182V203H181V201H180V199H179V202L181 203H179V206H178V204H177V206L175 207L176 208V211L174 212V214H172V218L173 219H183V220H187L189 217H191V216H197V217H200V218H202V219H208V220H210V221H220V222H222V220L224 221L225 219H227V218H234L235 216L237 217V216H239V213H240V215L242 214V212L244 211L243 209H244V206H242L243 205V203L242 202H237V203H235V198H238V197H242V195H244V194H246V191H247V189L248 188H254V186H256V184L258 183V181H260V180H263L264 179V171H262ZM8 172H10V174L8 173ZM12 172V173H11ZM260 172V173H259ZM248 172H246V174H247ZM252 173V172H251ZM255 173V171H253V174ZM256 173V174H257ZM262 174V175H261ZM161 175H158V176H156V178H155V182H154V184H155V186L157 187L158 185H159V183H160V181H164L165 180V177H164V175H163V178H162V180H161ZM164 179V180H163ZM242 179H244V181H242ZM241 181H242V183H241ZM196 182V179H192V181L190 182L189 180L187 181V180H185L184 181V185H183V187L184 186H186V185H190L189 183H191V184H193V183H195ZM183 183V182H182ZM233 183H235V184H233ZM233 185V186H232ZM234 185H235V187H234ZM250 185V186H249ZM181 186H182V184H181ZM248 186V187H247ZM182 187V188H183ZM183 190V194H186V191H185V189L183 188L182 189ZM7 191V192H6ZM7 193V194H6ZM6 195V196H5ZM5 196V197H4ZM159 198H158V197ZM157 196H154L153 197V199H152V201H150V202H148V204H149V206H152V205H154L155 203H157V204H155V205H157L158 207H156V211H157V209H159V208H161V201H160V197H161V195H157ZM210 196H213L214 198H216V199H214L213 197H211L210 198ZM216 196V197H215ZM4 197V198H3ZM189 197V198H188ZM220 200V202L218 203L219 205H220V203H221V205L219 206V207H221V208H223V209H221V210H223L224 212H225V210H226V213H227V211H229L227 208L230 206H232V204H233V206H234V208H232V209H230V212H229V214H223L224 212H222L218 217L219 218H215V217H210V215H209V213H208V216H206V214H207V212L205 211V213L206 214H204V212H202V211H197L196 213L194 212V211H196L197 209H199V210H203L204 211V209H201V207H205V206H207L208 204H210V202H212V201H219ZM227 204H228V207H227ZM230 204V205H229ZM154 205V206H155ZM242 206V207H241ZM180 207V208H179ZM229 207V208H230ZM241 207V208H240ZM196 208V209H195ZM225 209V210H224ZM146 210V209H145ZM178 210V211H177ZM241 210H243V211H241ZM152 211H154V210H152ZM240 211V212H239ZM149 212V211H148ZM148 212H143L144 213V215L146 216L147 214H149ZM239 212V213H238ZM146 213V214H145ZM152 213H150V215H151ZM185 214V215H184ZM204 214V215H203ZM233 214H234V216H233ZM149 215V216H150ZM174 215V216H173ZM224 215V216H223ZM185 217H186V219H185ZM141 218H142V216H141ZM171 218V219H172ZM143 220H142V226L143 227H149L150 226V224H148L147 225V220L146 219H144V218H142ZM165 221H167V222H169L170 220L168 219V220H165ZM165 221H162V223L164 222V223H167V222H165ZM172 221V220H171ZM172 223V222H171ZM169 224V223H168ZM170 229V228H169ZM168 231V232H167ZM174 230L171 228V230H170V233H169V230H162V232H161V234H158L157 235V237H159L158 238V240H157V242H155V244L157 245H162L167 239H168V237H169V235L173 232ZM7 233V228L6 227H1L0 228V237L1 236H4L5 234ZM166 233H168V234H166ZM168 235V236H167ZM160 242V243H159ZM165 253H168L169 254V251H166ZM241 255V254H240ZM83 258L84 259H86V255L85 254H83ZM263 260H264V256H259V253L258 254H251L249 251H246V252H244L241 256H240V258L238 259H236V261L235 262H230V264H259L260 262H262V263H260V264H264V262H263Z\"/></svg>","mask_w":264,"mask_h":264}]
</instances>
